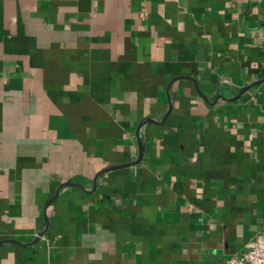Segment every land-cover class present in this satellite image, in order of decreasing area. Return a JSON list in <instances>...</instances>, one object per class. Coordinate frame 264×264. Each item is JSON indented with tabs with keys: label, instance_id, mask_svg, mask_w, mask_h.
Returning <instances> with one entry per match:
<instances>
[{
	"label": "crops",
	"instance_id": "0c3cea01",
	"mask_svg": "<svg viewBox=\"0 0 264 264\" xmlns=\"http://www.w3.org/2000/svg\"><path fill=\"white\" fill-rule=\"evenodd\" d=\"M260 232L264 0H0V264H223Z\"/></svg>",
	"mask_w": 264,
	"mask_h": 264
},
{
	"label": "built area",
	"instance_id": "2783aa9c",
	"mask_svg": "<svg viewBox=\"0 0 264 264\" xmlns=\"http://www.w3.org/2000/svg\"><path fill=\"white\" fill-rule=\"evenodd\" d=\"M223 264H264V232L257 234L241 255H233Z\"/></svg>",
	"mask_w": 264,
	"mask_h": 264
},
{
	"label": "water",
	"instance_id": "95a60500",
	"mask_svg": "<svg viewBox=\"0 0 264 264\" xmlns=\"http://www.w3.org/2000/svg\"><path fill=\"white\" fill-rule=\"evenodd\" d=\"M262 81H258L257 83L259 84V83H261ZM250 89V86H247V87H245L243 90H242V94L244 93V92H246V91H248ZM142 153H143V144H142V142L140 141V156H142ZM138 162V161H137ZM137 162H134V163H137ZM68 185H71V183L70 182H67V183H65V184H63V186L62 187H64V186H68ZM52 201V200H51ZM41 235H42V233H41ZM14 241V240H13ZM15 242H17V241H15Z\"/></svg>",
	"mask_w": 264,
	"mask_h": 264
}]
</instances>
